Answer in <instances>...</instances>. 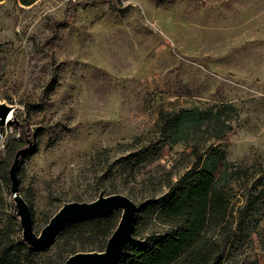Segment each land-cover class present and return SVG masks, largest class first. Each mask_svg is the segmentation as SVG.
<instances>
[{
	"label": "rangeland",
	"instance_id": "374dc122",
	"mask_svg": "<svg viewBox=\"0 0 264 264\" xmlns=\"http://www.w3.org/2000/svg\"><path fill=\"white\" fill-rule=\"evenodd\" d=\"M0 100L16 106L11 148L0 154V252L11 244L14 258L6 264H62L73 246L101 251L108 240L98 246L96 224L86 222L33 255L20 243L9 178L19 125L32 131L17 174L36 233L64 202L103 192L138 205L144 239L160 230L156 211L196 164L193 143L200 152L210 143L201 134L156 142L160 113L221 104L237 108L221 142L230 204L226 229L211 233L234 231L228 264H264V0H2Z\"/></svg>",
	"mask_w": 264,
	"mask_h": 264
},
{
	"label": "trees",
	"instance_id": "16d2710c",
	"mask_svg": "<svg viewBox=\"0 0 264 264\" xmlns=\"http://www.w3.org/2000/svg\"><path fill=\"white\" fill-rule=\"evenodd\" d=\"M18 1L28 6L37 0ZM231 112H237V108L221 104L215 109L189 107L160 113L156 142L175 144L201 134L205 142L210 143L202 152L199 145L193 143V154H198L197 162L183 177L180 186L156 211L160 230L139 239L135 225L134 240L127 244L122 257L115 264H228L225 254L234 231H229L222 239H217L211 231L217 227L226 229L230 203L223 187L228 185L230 163L221 142L227 141L233 132L229 123ZM17 128L20 135L12 139L15 143L14 157L19 149L29 144L32 136V131L26 125H19ZM10 148L11 144L5 152L0 151V154H6ZM29 206L33 218V207ZM117 221L115 211L108 215L79 218L62 225L53 236L73 224L94 222V235L98 239V246L103 249ZM20 243L30 255L49 244L32 247L22 241ZM10 245H6L0 252L2 264L13 258L10 255L13 252ZM75 252L77 250L73 246L68 254L61 257L62 264ZM249 264L260 262L252 259Z\"/></svg>",
	"mask_w": 264,
	"mask_h": 264
},
{
	"label": "water",
	"instance_id": "95a60500",
	"mask_svg": "<svg viewBox=\"0 0 264 264\" xmlns=\"http://www.w3.org/2000/svg\"><path fill=\"white\" fill-rule=\"evenodd\" d=\"M15 105L0 100V129L5 128L9 115L15 109ZM26 151L19 149L9 169L13 202L17 208V216L22 228V239L32 247H42L48 244L54 232L67 222L89 217L108 215L120 209L121 217L111 236L108 238L104 250L77 251L71 254L64 264H115L123 255L127 244L134 240L135 216L138 205L128 196L120 193L104 195L100 192L98 197L90 202L68 201L61 207L36 233L33 228V219L28 202L20 193V181L18 167L20 156Z\"/></svg>",
	"mask_w": 264,
	"mask_h": 264
},
{
	"label": "built area",
	"instance_id": "2783aa9c",
	"mask_svg": "<svg viewBox=\"0 0 264 264\" xmlns=\"http://www.w3.org/2000/svg\"><path fill=\"white\" fill-rule=\"evenodd\" d=\"M79 1H85V0H71V2H79ZM14 132V128L12 126V123L8 120L6 123L5 128L0 129V151L5 152L9 145V138L10 135ZM20 135L19 131L16 130V138H18Z\"/></svg>",
	"mask_w": 264,
	"mask_h": 264
},
{
	"label": "bare ground",
	"instance_id": "6f19581e",
	"mask_svg": "<svg viewBox=\"0 0 264 264\" xmlns=\"http://www.w3.org/2000/svg\"><path fill=\"white\" fill-rule=\"evenodd\" d=\"M11 118V114L9 115V118H8V120Z\"/></svg>",
	"mask_w": 264,
	"mask_h": 264
}]
</instances>
